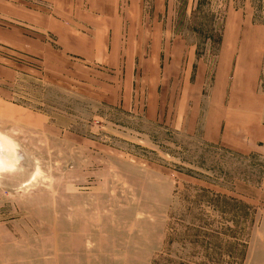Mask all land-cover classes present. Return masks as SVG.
Segmentation results:
<instances>
[{
    "label": "rangeland",
    "instance_id": "rangeland-1",
    "mask_svg": "<svg viewBox=\"0 0 264 264\" xmlns=\"http://www.w3.org/2000/svg\"><path fill=\"white\" fill-rule=\"evenodd\" d=\"M258 118L264 0H0V264H264Z\"/></svg>",
    "mask_w": 264,
    "mask_h": 264
},
{
    "label": "crops",
    "instance_id": "crops-1",
    "mask_svg": "<svg viewBox=\"0 0 264 264\" xmlns=\"http://www.w3.org/2000/svg\"><path fill=\"white\" fill-rule=\"evenodd\" d=\"M163 4V3H162ZM164 5V4H163ZM165 7L162 6V8H160V6H158V8L156 9L157 13H163V9ZM111 10H115V12L118 10V9H111ZM88 11V10H87ZM87 11H85L87 13ZM89 13V12H88ZM155 25L157 26V22H155ZM163 36V35H162ZM156 91H158L159 93H165V89H156ZM165 99H166V96L164 98V101H163V105H165ZM188 107L190 109H193V103H191V106L190 104L188 105ZM188 118V117H187ZM189 120V118H188ZM193 121H196V119H192ZM192 121V122H193ZM255 122V126H253L255 128V130H257V133L254 135V136H257L259 139L258 140H262L264 141V137H263V133H264V122L262 120H260V118L258 119H255L254 120ZM206 123V124H205ZM204 123L205 127H206V132H207V128H208V121L206 119V122ZM231 132V130H230ZM245 135L247 136V134L245 133ZM253 136V134H251ZM261 135V136H260ZM248 137V136H247ZM204 140L209 143V144H219V139L217 138H210L209 136H207V134L205 133L204 135ZM222 145V144H220ZM219 145V146H220ZM261 145H263V143H260L258 142L257 144H254V141L251 140V141H248V143H244V144H241V141H234V142H231L230 141V138L227 139V149L228 150H232V151H235V152H238V153H247V152H252V151H259V147H261ZM222 147V146H221Z\"/></svg>",
    "mask_w": 264,
    "mask_h": 264
},
{
    "label": "bare ground",
    "instance_id": "bare-ground-1",
    "mask_svg": "<svg viewBox=\"0 0 264 264\" xmlns=\"http://www.w3.org/2000/svg\"><path fill=\"white\" fill-rule=\"evenodd\" d=\"M3 165V160L2 159H0V166H2Z\"/></svg>",
    "mask_w": 264,
    "mask_h": 264
}]
</instances>
